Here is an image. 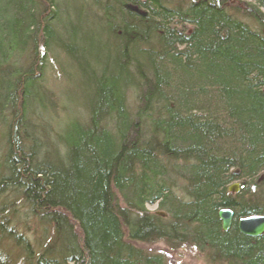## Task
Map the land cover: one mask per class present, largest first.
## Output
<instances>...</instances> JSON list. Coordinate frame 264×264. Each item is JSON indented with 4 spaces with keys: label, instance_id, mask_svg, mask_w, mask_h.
<instances>
[{
    "label": "trees",
    "instance_id": "trees-1",
    "mask_svg": "<svg viewBox=\"0 0 264 264\" xmlns=\"http://www.w3.org/2000/svg\"><path fill=\"white\" fill-rule=\"evenodd\" d=\"M0 132V264H264V0H0Z\"/></svg>",
    "mask_w": 264,
    "mask_h": 264
},
{
    "label": "rangeland",
    "instance_id": "rangeland-1",
    "mask_svg": "<svg viewBox=\"0 0 264 264\" xmlns=\"http://www.w3.org/2000/svg\"><path fill=\"white\" fill-rule=\"evenodd\" d=\"M59 68L56 64H52V70L49 71L46 77L47 86L55 93L56 96L59 95L61 98V104L65 106V110H68L65 113L66 120L71 119L75 114L82 112V97L80 91L75 85V82L70 81L66 76L60 77L58 73ZM59 114V113H58ZM59 116H61L59 114ZM62 117V116H61ZM3 129V128H2ZM1 132H0V141H1ZM148 209L151 211H157L158 205L148 206ZM31 235V234H30ZM10 254H16V248L12 244H9ZM145 250L151 252H157L162 254L167 264H210L202 254L197 252L195 249L190 247H183L176 250L170 249L164 243H153V244H142Z\"/></svg>",
    "mask_w": 264,
    "mask_h": 264
},
{
    "label": "water",
    "instance_id": "water-1",
    "mask_svg": "<svg viewBox=\"0 0 264 264\" xmlns=\"http://www.w3.org/2000/svg\"><path fill=\"white\" fill-rule=\"evenodd\" d=\"M228 190L231 193H238L240 191V184L234 183L229 186ZM158 214L165 216L163 212H158ZM218 217L222 222V230L224 232L229 231L233 223L234 212L231 209H221ZM238 229L245 236L262 237L264 235V215L241 218L238 222Z\"/></svg>",
    "mask_w": 264,
    "mask_h": 264
},
{
    "label": "bare ground",
    "instance_id": "bare-ground-1",
    "mask_svg": "<svg viewBox=\"0 0 264 264\" xmlns=\"http://www.w3.org/2000/svg\"><path fill=\"white\" fill-rule=\"evenodd\" d=\"M61 100V99H60ZM65 108V106H63L62 104L60 105V108L57 110L58 111V113L62 116V118H64L65 120H66V118H65V113L66 112H64L63 111V109L62 108ZM75 115H77V113L75 114ZM60 116V117H61ZM75 117V116H74ZM235 183H239V182H235ZM234 184V183H233ZM240 184V183H239ZM232 185V184H231ZM240 188H241V184H240ZM240 192V191H239Z\"/></svg>",
    "mask_w": 264,
    "mask_h": 264
}]
</instances>
